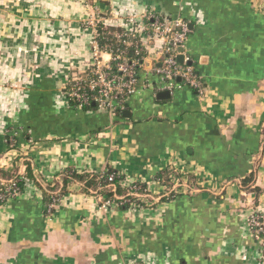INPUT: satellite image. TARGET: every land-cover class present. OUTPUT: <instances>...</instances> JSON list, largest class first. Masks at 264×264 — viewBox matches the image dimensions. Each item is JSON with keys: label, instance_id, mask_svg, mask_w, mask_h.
Masks as SVG:
<instances>
[{"label": "crops", "instance_id": "obj_1", "mask_svg": "<svg viewBox=\"0 0 264 264\" xmlns=\"http://www.w3.org/2000/svg\"><path fill=\"white\" fill-rule=\"evenodd\" d=\"M126 11L188 24L201 92L160 90L151 54L126 117L68 102L70 77L92 62L88 19L108 13V26H123ZM0 169L34 176L0 205V264H257L264 0H0ZM108 169L127 193L146 186L145 207L102 208L69 179L51 211L48 187L61 190L68 171Z\"/></svg>", "mask_w": 264, "mask_h": 264}, {"label": "built area", "instance_id": "obj_2", "mask_svg": "<svg viewBox=\"0 0 264 264\" xmlns=\"http://www.w3.org/2000/svg\"><path fill=\"white\" fill-rule=\"evenodd\" d=\"M93 1L98 2L99 0ZM120 16L127 34L138 38L141 42V45L136 46V59L131 62L123 61L125 57L122 52H114L103 47L100 43L103 35L100 26L108 25L107 21L110 16L108 13L92 16L88 19L86 26L92 28L94 32L91 44L92 62L83 74L74 75L72 79H69L66 88L69 103H74V106L80 109L93 105L112 115H115L117 111L125 110L127 101L139 91L138 71L151 54L157 65L154 72L159 77L160 90L170 92L184 88L200 92L203 90L201 78L192 66L188 65L189 60L185 55L190 32L187 23L181 18L162 19L150 12L141 14L136 11H126ZM154 41H160L161 46L151 53L149 44ZM125 45L130 46L131 42H125ZM104 55L110 56V61H106ZM180 55H184L183 64L178 63ZM14 136L8 139V143H15ZM113 179V176L109 177V181ZM141 189V184L131 185L128 194L140 198L145 197L146 193L139 194ZM20 195L16 182H11L6 190L0 191V203L8 202ZM99 199L102 208L114 205L109 201L104 202L102 197ZM249 225L252 237L261 253L257 264H264V212L251 215Z\"/></svg>", "mask_w": 264, "mask_h": 264}, {"label": "trees", "instance_id": "obj_3", "mask_svg": "<svg viewBox=\"0 0 264 264\" xmlns=\"http://www.w3.org/2000/svg\"><path fill=\"white\" fill-rule=\"evenodd\" d=\"M100 30L102 31L103 35L101 36L100 43L103 47H107L108 49L113 50L114 52H122L124 54V60L127 62H131L132 60L136 59L135 52L137 50L136 46L141 45V42L138 38L134 36H129L123 26H100ZM125 42H131L130 46L125 45ZM140 70L138 71L139 74ZM74 75L70 77L72 79ZM194 90V89H193ZM72 106L75 104L70 102ZM125 105V110H126ZM75 107V106H74ZM84 110H93L97 109L96 106L89 105L83 108ZM125 110L117 111L115 116L122 117ZM17 136V135H16ZM15 137V143H11L12 146L18 143V139ZM10 138V137H9ZM10 144V143H9ZM69 177L65 179L64 187L60 190V187L57 185L55 187H48L47 193L50 197L56 196L53 199H49V207L52 211L53 207L57 205V200L65 194L67 190V185L70 180L80 183L84 186V190L92 194L94 196L102 197L103 201H109L116 206H120L124 210H131L134 207L136 209H141L145 207V202L140 197H135L133 195H129L121 186L122 180L124 179L120 174L113 169H108L103 174H93V173H84L79 174L75 171H68ZM113 176L114 179L109 181V177ZM163 176V175H162ZM167 176H164V180L168 182ZM162 178V177H161ZM26 179V180H25ZM34 179L33 173L29 170L28 176L23 177L17 174H13L8 172L4 169H0V191L6 190L8 186L11 185V182H16V186L19 192L22 194L26 188V184L29 180ZM250 180V179H249ZM246 180L245 183H249L250 181ZM27 181V182H26ZM142 189L140 190L139 194L143 195L147 192V188L144 185H141ZM123 198V199H122ZM6 201L0 203V205L6 204ZM50 211V212H51Z\"/></svg>", "mask_w": 264, "mask_h": 264}, {"label": "water", "instance_id": "obj_4", "mask_svg": "<svg viewBox=\"0 0 264 264\" xmlns=\"http://www.w3.org/2000/svg\"><path fill=\"white\" fill-rule=\"evenodd\" d=\"M184 55H180L179 57H178V63L179 64H183L184 63ZM188 65H192V63L190 62V63H188ZM180 81V80H179ZM170 96V94H169V92H164V93H161V94H159L158 95V98L159 99H167L168 97ZM128 114H127V112H124L123 113V116L124 117H126Z\"/></svg>", "mask_w": 264, "mask_h": 264}]
</instances>
